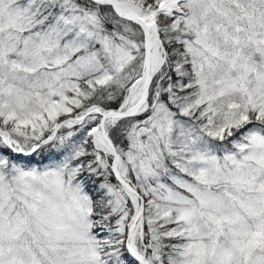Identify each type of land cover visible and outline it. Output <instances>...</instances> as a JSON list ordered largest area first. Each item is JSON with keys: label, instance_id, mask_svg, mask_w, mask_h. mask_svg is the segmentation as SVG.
<instances>
[{"label": "snow or ice", "instance_id": "1", "mask_svg": "<svg viewBox=\"0 0 264 264\" xmlns=\"http://www.w3.org/2000/svg\"><path fill=\"white\" fill-rule=\"evenodd\" d=\"M0 264H264V0H0Z\"/></svg>", "mask_w": 264, "mask_h": 264}]
</instances>
